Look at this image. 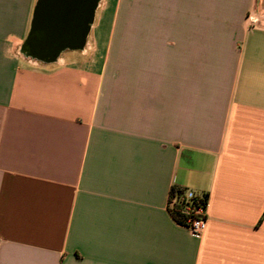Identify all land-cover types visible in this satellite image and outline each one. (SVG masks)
Returning <instances> with one entry per match:
<instances>
[{"label":"crops","instance_id":"crops-1","mask_svg":"<svg viewBox=\"0 0 264 264\" xmlns=\"http://www.w3.org/2000/svg\"><path fill=\"white\" fill-rule=\"evenodd\" d=\"M41 1L0 0V264H264V0H100L51 58Z\"/></svg>","mask_w":264,"mask_h":264},{"label":"water","instance_id":"water-1","mask_svg":"<svg viewBox=\"0 0 264 264\" xmlns=\"http://www.w3.org/2000/svg\"><path fill=\"white\" fill-rule=\"evenodd\" d=\"M98 0H42L26 50L51 58L64 43L78 45L86 34ZM77 47V46H72Z\"/></svg>","mask_w":264,"mask_h":264},{"label":"built area","instance_id":"built-area-1","mask_svg":"<svg viewBox=\"0 0 264 264\" xmlns=\"http://www.w3.org/2000/svg\"><path fill=\"white\" fill-rule=\"evenodd\" d=\"M247 21L250 28H256L260 25V18L254 12L248 16ZM203 196L192 190H184L181 195L173 196L168 204L169 209L175 206L181 208L184 220L180 224L197 238L205 233L208 224V201H205Z\"/></svg>","mask_w":264,"mask_h":264},{"label":"trees","instance_id":"trees-1","mask_svg":"<svg viewBox=\"0 0 264 264\" xmlns=\"http://www.w3.org/2000/svg\"><path fill=\"white\" fill-rule=\"evenodd\" d=\"M39 7V6H38ZM38 7H37V10H36V15H37V11H38ZM36 15H35V19L33 21V25H32V28H31V32H30V35H29V38L25 44V49H26V46L28 45L30 39H31V36L33 34V31H34V28H35V21H36ZM28 51V50H27ZM184 192V189H179V188H173L172 189V192H171V196L169 198V200L175 196L176 194H179L181 195L182 193ZM204 200L205 201H208V196L204 195ZM171 215L173 216L174 219H176L179 223L183 222L184 220V215L182 214L181 212V208L179 206H175L174 208L172 209H169Z\"/></svg>","mask_w":264,"mask_h":264},{"label":"bare ground","instance_id":"bare-ground-1","mask_svg":"<svg viewBox=\"0 0 264 264\" xmlns=\"http://www.w3.org/2000/svg\"><path fill=\"white\" fill-rule=\"evenodd\" d=\"M99 2H100V0H98V2H97V5H96V8L98 7V5H99Z\"/></svg>","mask_w":264,"mask_h":264}]
</instances>
